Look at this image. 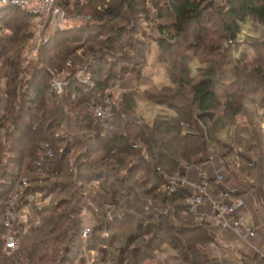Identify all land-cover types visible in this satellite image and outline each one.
<instances>
[{
  "label": "trees",
  "instance_id": "trees-1",
  "mask_svg": "<svg viewBox=\"0 0 264 264\" xmlns=\"http://www.w3.org/2000/svg\"><path fill=\"white\" fill-rule=\"evenodd\" d=\"M106 1L83 0L72 5L70 0H58L65 11L86 13L94 23L56 32L41 45L37 59L28 66L23 65V55L31 39L32 17L15 7L0 12V24L10 32L0 36V76L4 75L6 81L5 108L0 117V264H76L85 247L94 252L101 246L108 248L102 264H146L165 246L178 254L181 264H207L204 249L217 241L219 228L210 222L196 221L190 213L185 189L161 188L168 186L165 176L183 177L184 166L205 163V153L223 142L219 138L221 132L232 128L238 116L247 114L240 88L254 84L256 93L263 92L261 108H264V67L256 64L258 55L251 63L244 54L239 59L232 55V51L238 52V36L246 26L264 34V0H226L222 8H216L212 0H168V6L164 7L161 0H144L146 5L150 2L158 8L160 18L172 19L170 27L161 28L163 39L157 45L159 62L167 69L169 84L150 85L143 95L136 91L123 93L114 103L109 91L117 85L118 75L112 68L105 71V67L109 63L113 66L114 56H120L121 50L129 47L124 40L134 32L131 25L140 0H114L108 7L104 6ZM121 20L129 27L118 26L116 22ZM218 22L223 35L219 32L217 35L231 45L226 55L224 51L214 53L216 50L204 43L212 25ZM194 34L188 51L180 50V40ZM105 36L108 38L104 42L101 38ZM151 43L155 41L151 39ZM203 44L209 48L210 58L205 62L210 70L200 69L201 79L193 83L188 53L193 51L196 55L192 57H198L197 51ZM137 45L141 61L131 64L137 62L143 68L151 49L138 41ZM259 45L264 52V38ZM76 46L80 47L74 50ZM77 50L81 54L77 55ZM123 60L126 57L120 58L119 64ZM80 69L91 75L93 85L80 86L75 78ZM50 71L66 73L68 84L62 95L52 92ZM141 71L138 82L154 81L153 76L141 77ZM145 100L166 108L167 114L148 123L137 115L139 102ZM107 105H114L112 115L106 129L96 136L93 107ZM252 126L242 132L255 142L252 149L257 153V161L251 163L237 154L233 166L254 182L252 191L264 203V137L260 124ZM45 143L50 144L54 153L41 167L49 178L26 187L18 196L19 202L37 194L64 197L50 205L35 207L39 218L36 227L19 231L18 222L14 223L11 230L20 245L16 251L7 253L1 237L9 231L4 221L8 198L25 168L39 169L37 163ZM97 152L103 153L101 161H89ZM233 153L231 149L220 154L225 165V159ZM131 157L142 163L140 170L155 175L158 186L155 190L139 192L132 188L135 169ZM122 170L127 173L121 175ZM230 176L235 180L238 177L235 173ZM93 182H99L121 209L119 219L111 224L98 209L97 196L89 187ZM211 184L214 195L222 200L220 185ZM153 192L154 204L145 206L148 220L154 216L152 223L142 227L140 233L128 236L123 246L114 250L120 240L114 230L127 228L135 213L143 210L144 199ZM155 209L161 213L154 214ZM85 210L92 211L96 219L87 240L83 236Z\"/></svg>",
  "mask_w": 264,
  "mask_h": 264
},
{
  "label": "rangeland",
  "instance_id": "rangeland-1",
  "mask_svg": "<svg viewBox=\"0 0 264 264\" xmlns=\"http://www.w3.org/2000/svg\"><path fill=\"white\" fill-rule=\"evenodd\" d=\"M70 1H71L72 5H74L75 3L83 2V0H70ZM157 1H159V0H157ZM113 2H114V0H108V1H106V4L104 6L108 7ZM212 2L214 3L216 8H222L226 4V0H212ZM161 5H162V7L168 6V0H161ZM100 6L103 7V5H100ZM135 7H136L135 10H136L137 14L135 16L133 26L131 25L132 29H133V27L135 29L132 30L134 32L131 35L128 34L124 40V41H128L129 47L122 49L120 54H119L120 56L116 57L118 54L116 56H114L116 59V62H114L115 64H113V66H110L111 64L109 63V65H107L105 67V71H107L109 68H112V70H114V72H115V75H118V79L116 81L117 85L115 86V88H113L112 90L109 91V92L113 93V96H114L112 103L116 102L117 99H119V97H121V95L123 93L136 91L139 93V95H143V91L145 89H148L150 85L166 86L169 84L168 76L166 74L167 69L165 68V66L163 64H161L159 62V53L160 52H159L157 45L159 44L158 42H161L163 39L162 38L163 35L161 34V28L163 27V25L166 28L170 27V25L172 24V19L169 18V16L164 17V18H160V12H159L158 8H155L150 2L146 5L144 0H140V2H138V5ZM103 9L104 8H102V10ZM66 12H68V11H66ZM68 13L75 16V19H76V21L74 23H72L71 26L86 25V24H93L94 23V20H92V17L86 13L85 14H76V13H72V12H68ZM84 18H85V20H84ZM31 22H32V20H31ZM116 23H118L117 25L118 26L120 25V27L121 26H127V24L122 20L117 21ZM127 27H129V26H127ZM132 31L130 30L129 32L131 33ZM168 31H170V30H168ZM209 31H210V33H209L210 35L208 37H206V39L204 40V43L206 42L207 45H209V48L213 47L216 50L214 53H219L221 51H224V54L227 53V50L229 51V48L231 47V45L229 43H227L225 40L219 38V35H217L218 32L220 33V35H223L221 22H218V24L216 23L214 26L212 25V28ZM30 33H31V39L28 42L27 48H26L24 55H23V65L24 66L30 65L33 60L37 59L36 56H34L32 58L28 57L29 48L31 47V45L35 39V35L32 31L31 24H30ZM9 34H10V32L8 30H6L5 28H3V26L0 24V36L4 37V36L9 35ZM193 36H195V34L189 35L187 38L180 40L181 41L180 42V45H181L180 50L185 51V52L188 51L189 45L192 43V41H194ZM203 37L204 36H202L201 39H204ZM107 38H108V36H105L104 38H101V39H104L103 41L105 42L107 40ZM263 38H264V34L261 33V30H257L255 27H252V26H246L245 28H243V32L238 36V40H237V42H238L237 45L239 46L238 52L232 51V55L238 57V59H239V57L241 58V56L244 54L247 58V62L251 63L254 61L256 54H257L259 62L256 64H260L264 67V52L259 45L260 40ZM151 39H153V41H155V43H151ZM137 41L139 43H144L146 45L148 44L150 49H151V51L149 52L148 58H147V62L143 68L142 67L140 68L139 65H137V62L131 64V62H133V61L134 62L135 61H139V62L141 61L139 58L140 53L137 52V49L139 48V46L137 45ZM131 43L133 44V46L131 45ZM207 45L203 44V46H202L203 53L201 52L202 49L197 51V55H199V56L196 58L192 57L193 55H196L195 52L190 51L188 53V56L190 59L189 77L192 79L193 83H197L201 79V73L199 72L200 69L210 70V68H208V67H210V65L208 64V62L207 63L205 62V60L210 58V54L209 55L207 54V51L209 49ZM78 47H80V46H76V48L74 50H76ZM77 51H76L77 55L81 54V51H78V52ZM228 53H230V52H228ZM122 57H126L127 60L125 62L123 60L121 62V64H119L120 63L119 59L120 58L122 59ZM80 70H83V69H80ZM138 71H141L140 72L141 77H149L151 79V77L153 76L154 81H152V79H151V81H144V79H143L141 82H138ZM84 72H86V71L84 70ZM50 75H51V79L53 77H56V78H60V79L64 78L67 80V76H66L65 72L58 74L55 71H50ZM5 82H6L5 76L1 75L0 76V84H2L4 86V88H5ZM223 83H225V82L223 81ZM67 84H68V82H67ZM140 84H141V87H140ZM92 85H93V83H92ZM80 86L85 87V85H83V84H80ZM241 86L243 87L244 85H241ZM256 91L257 90H256V88H254V84H252V83L249 84L248 86H244L243 88H240L239 94L243 97V103H245V112L247 114L246 115L241 114L240 116H238L236 118V122L232 128L225 129L224 131H222L220 134V137H219L220 140L223 141V142H221V145L214 147V148H210V150H208L207 153H205V155H204L205 160H206V157H208V156L210 157L212 155L219 158L221 153L226 154L231 149H233V152H234L233 155L230 157H227L225 159L226 165L224 164L223 160L220 157V159H219L220 165L213 164L210 166V170L208 172L206 171L208 174H211V173L215 174V175L222 174L224 176V185L225 186H226L225 179L228 178V176L232 175V173L233 174L235 173L236 176H238L237 178L241 177V178L246 179L250 182H253L252 180L247 178L245 176V174H240L241 172H239L237 170V168L233 165L235 164L234 155H237V154L242 155L238 151V145L244 146L246 144L247 146L252 145V147H253V143H255V142H252V140H250V136L247 133L245 134L244 132H242V130L245 127L251 128V127H253L252 124H254L256 126L258 124H260L261 125L260 132L263 135L261 137H264V129L262 127V124L264 123V108H261V105H262L261 100L263 97V94H262L263 92L262 93L261 92L256 93ZM114 105L113 106L112 105L99 106V107H102L104 110L110 109V111H112V108L114 107ZM96 107L97 106L93 107L94 114H95V108ZM166 111H167L166 108H161V107L157 106L156 104L145 100L144 102H139L137 115L142 116L143 119L145 121H147L148 123H153V121L158 117V115H161L164 113L167 114L168 111L167 112ZM2 113L0 114V117H1ZM111 115H112V113H111ZM111 115L106 117V122H107L106 127H107L108 120L111 117ZM106 127H102L101 121H98L96 119V123H95L96 136L101 134L106 129ZM260 132H259V134H260ZM228 139H231L232 142L229 143L227 141ZM46 145H47V147L50 146V144L45 143L44 147H46ZM49 151H51L52 154L47 156ZM252 152H256V151L254 149H252ZM243 153H244V150H243ZM53 155H54V153H53V150L51 148H49V149L45 148L43 155L41 154L39 162L37 163V167L39 166L38 167L39 169L36 171H31V170H28V168H25L22 171V174L19 176L17 183H16V186L13 189L10 197L8 198L9 200L11 199L13 201V203H15V214L18 217L16 222H18L20 230H26L27 228H34L38 225L39 218L36 214L35 207H43L46 205H50L53 201H55V202L60 201L62 199V197H64L63 194L62 195L55 194L52 196H48L47 194H44V195L43 194H37V195L30 196L28 199H25L24 201H22L23 203L19 202L18 196L24 192L26 187H28L29 185H32L33 182H35V181H39V182L45 181L49 178V175L47 173H45L41 167L43 166L46 159L47 158L52 159ZM102 156H103L102 152H97V154L93 155L89 161H91V162L101 161L100 157H102ZM74 159L76 160V158H74ZM131 159H132V168L135 169V171L133 173L134 184L131 185L132 188L135 189L136 191H139V192H142V191L148 190V189H154L155 190L156 186H157V183L154 180L155 175L149 171L140 170L142 163L141 162H138V163L135 162L137 160V158L131 157ZM202 166L203 165L184 166L182 174H184V172H196V173L202 174V172L198 170V168L202 169L203 168ZM126 173H127L126 170L121 171V175H125ZM176 177L178 178V177H180V175L177 174L174 176H167V177L165 176L164 178L166 181H169L170 179L176 178ZM183 178L187 179L186 176H183ZM233 180L236 181L237 179L235 180L233 178ZM79 186L83 187L81 185H79ZM254 186H255V184H254ZM89 187L93 190V193L96 194L97 199H98V204H97L98 209L101 210V212L104 214L106 221L109 224H111L113 221H116L117 219H119L120 214H121L120 207L112 202V197L103 191L100 183L99 182H93L92 184L89 185ZM161 189L162 190H165V189L169 190V186H167V187L164 186ZM85 190L87 192L89 191V188L87 185L85 186ZM251 193L254 196V198H256V195L254 194V192L251 191ZM199 194H200V191H199ZM154 196H155V192H153V195L150 196L149 198H145L146 201L144 199V202H146V204L144 203L145 205H142V209H143L142 211L143 212L139 211V212L135 213L134 220H132L131 224L129 226H127V228L121 227L120 229L114 230V233L116 235V239H120L118 242L115 243V245L113 247L114 250L116 248L123 246L124 241H126L128 236H130L131 234L137 233V232L140 233L142 231V227H145L147 225V223H149V222L152 223V220H154L152 218H154V216L151 217V220H148L149 219L148 208L147 207L145 208V206L154 204V202L152 201V198H154ZM86 198H87V196H86ZM216 199L218 201H222L221 197L220 198L216 197ZM256 200H257V198H256ZM178 205H179V203H178ZM18 206H21V208H19ZM98 209H95L94 211H98ZM159 212L161 213V211H157V209H155L153 211L154 214H157ZM84 215H91L93 217V220H94V223L90 226H85V224H84V228H88V227L91 228V233L89 235V237H90L92 235L93 227L96 225V219L93 215V212L90 210H88V211L85 210L83 212V219H84ZM4 218H5V216H4ZM84 239L87 240L86 238H84ZM107 249H108L107 247L101 246L96 251L103 258L106 254ZM206 249L207 248L204 249V252L206 251ZM84 250L87 251L86 247L83 249V251ZM204 255H205V253H204ZM100 263H102V260L100 261Z\"/></svg>",
  "mask_w": 264,
  "mask_h": 264
},
{
  "label": "built area",
  "instance_id": "built-area-1",
  "mask_svg": "<svg viewBox=\"0 0 264 264\" xmlns=\"http://www.w3.org/2000/svg\"><path fill=\"white\" fill-rule=\"evenodd\" d=\"M8 7L18 8L32 17L31 27L35 39L29 48V58L36 56L41 45L46 44L53 34L71 26L72 23L76 21L75 16L66 12L58 5V0H0V12ZM75 78L83 85H90L92 83L91 75L84 72V70H78ZM66 85L67 80L64 78L60 79L53 77L50 81L51 90L56 95H62ZM109 115H111L110 109L104 110L99 106L95 108V117L98 121H101L102 127H106V117ZM45 148L49 149V146L47 147L46 145ZM51 154V151H49L47 156ZM198 170L202 172L201 183L197 186L200 194L189 196L190 213L195 217L196 221L203 223L213 219L216 221L217 227L221 231L231 232L244 241L255 238L257 235L256 227L248 226L239 216L238 213L242 203L233 199V190H229L228 188L222 190V201L209 197L208 189L210 183L217 182L225 186L224 176L222 174H213L214 178H212V176L206 171H203V169L198 168ZM188 185L187 179L181 176L172 178L168 181L170 191H175L179 188L185 189ZM206 199L208 207H206ZM207 208L208 210H206ZM17 218L15 214V203H13L11 199H8L4 221L9 231L1 237L7 253L16 251L20 245L19 238L16 237L11 230ZM19 231L24 230L19 229ZM90 233L91 228H85L83 232L84 238L87 239ZM211 246L217 248L215 243ZM262 257L264 260V254H262Z\"/></svg>",
  "mask_w": 264,
  "mask_h": 264
},
{
  "label": "crops",
  "instance_id": "crops-1",
  "mask_svg": "<svg viewBox=\"0 0 264 264\" xmlns=\"http://www.w3.org/2000/svg\"><path fill=\"white\" fill-rule=\"evenodd\" d=\"M5 101V88L2 84H0V114L4 111ZM263 124L262 127L264 126ZM245 145H238V151L242 154V156L247 158L249 162H256L257 153L252 152V145ZM219 159L220 157L217 158L214 155L206 157V162L202 164L203 171L208 172L210 170V166L213 164L220 165ZM184 176H186L189 183V185L185 188L187 194L189 196L199 195V189L197 186L202 180L201 173L184 172ZM211 176L214 178L213 174ZM211 183L208 189L209 197L216 199ZM225 183L226 186L228 185L227 187L229 190L231 189L234 191L233 199L242 203L241 209L238 213L239 216L248 226L256 227L257 235L255 238L244 241L231 232L221 231L219 229L216 234L217 241L215 245L217 248L209 246L204 252L207 264H264L262 257V254H264V203L260 202L258 199L256 200V198L252 195L251 191L254 187L253 182L241 177L234 181L230 176H228V178L225 179ZM219 185L221 190H225L227 188L221 184ZM206 204V207H208L207 199ZM206 210H208V208ZM209 222L213 226L217 227V223L213 219H210ZM93 223L94 220L91 215H84L85 226H90ZM101 258L102 257L97 251L90 252L84 250L76 264H102L100 263L102 260ZM146 264H181V260L178 254L171 247L165 246L156 254V258L153 261H149Z\"/></svg>",
  "mask_w": 264,
  "mask_h": 264
}]
</instances>
